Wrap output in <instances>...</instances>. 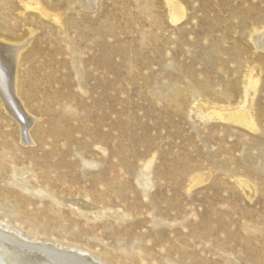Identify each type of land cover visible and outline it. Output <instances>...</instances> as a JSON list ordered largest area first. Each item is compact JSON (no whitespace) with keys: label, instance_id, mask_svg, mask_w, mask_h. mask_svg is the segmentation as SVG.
<instances>
[{"label":"rangeland","instance_id":"obj_1","mask_svg":"<svg viewBox=\"0 0 264 264\" xmlns=\"http://www.w3.org/2000/svg\"><path fill=\"white\" fill-rule=\"evenodd\" d=\"M170 1L0 0L28 116L0 95V227L98 264H264V0Z\"/></svg>","mask_w":264,"mask_h":264},{"label":"bare ground","instance_id":"obj_2","mask_svg":"<svg viewBox=\"0 0 264 264\" xmlns=\"http://www.w3.org/2000/svg\"><path fill=\"white\" fill-rule=\"evenodd\" d=\"M82 1L85 4L87 3V0ZM168 5L174 9H177V5L172 3L170 0H168ZM174 9L172 11H174ZM179 20V17L173 16L174 22H178ZM253 38L259 39L257 40L259 43L258 46L264 47V32L260 34V36L256 35V37L254 36ZM254 41L257 43L256 40ZM16 49L17 48H15V46L11 47L6 44H0V95L2 96L3 100L6 101L10 113L14 114L15 116L17 114H19V116L22 114L23 116L21 119H25L24 123L22 124L27 125L28 116L20 106L19 98L17 97L15 91L16 73H14V67L17 63V59L19 58L17 57L18 49ZM249 92L253 93L250 90ZM226 111L230 116L228 119L234 122L248 123L246 120L249 119L247 118V113L233 110L231 111L229 108L226 109ZM19 112H21V114ZM244 187L249 189V186L247 187V185ZM38 241H30L9 229L0 227V264H98L92 261L90 256L87 254V251L85 253L81 250H70L72 247L69 248V251H64L61 248L57 249L55 244L54 246L50 244L46 245V243L43 244Z\"/></svg>","mask_w":264,"mask_h":264}]
</instances>
